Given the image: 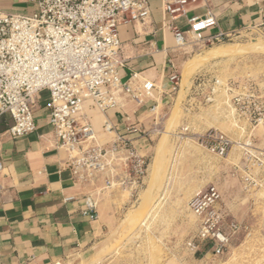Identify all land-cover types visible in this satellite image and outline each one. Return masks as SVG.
<instances>
[{
	"label": "built area",
	"instance_id": "2783aa9c",
	"mask_svg": "<svg viewBox=\"0 0 264 264\" xmlns=\"http://www.w3.org/2000/svg\"><path fill=\"white\" fill-rule=\"evenodd\" d=\"M199 1L162 0L163 11L169 18L167 27L179 47L186 44V33L206 45H217L231 38L224 31L206 35L218 27V22L210 11L204 16L189 15V7ZM25 3L28 9L21 12L0 7V116L12 118L10 136L24 137L36 130V97L47 91L50 125L58 146L68 154L67 166L74 182L90 184L104 176L106 186L114 187L111 176L120 169L127 178L118 184L134 197L144 186L149 169L147 153L138 147L136 140H142L149 149L153 142L151 132L132 126L127 128V135L117 134L109 145L98 143L85 107L89 104L107 112L118 107L120 93L128 95L137 105L151 96L153 82L136 74L127 82L121 80L120 71L125 63L119 37L122 23L146 22L151 13L150 0H25ZM182 18L187 32L173 23ZM171 80L177 81L178 75ZM227 89L232 93L231 102L238 114L251 125L264 126V99L256 84L250 80L227 82ZM103 127L108 132L115 130L108 119ZM183 130L190 131L189 127ZM132 134L136 137H130ZM191 134L188 138L221 158L227 157L234 146L240 147L246 162L235 166L233 176H240L245 185L258 184L252 169L263 167V152L254 147L250 136L251 143L235 142L217 129ZM222 199L219 188L210 184L188 203L198 219L197 239L214 256H223L231 239L247 230L223 212ZM82 213L97 219V203L86 198ZM189 246L198 249L195 243Z\"/></svg>",
	"mask_w": 264,
	"mask_h": 264
},
{
	"label": "crops",
	"instance_id": "0c3cea01",
	"mask_svg": "<svg viewBox=\"0 0 264 264\" xmlns=\"http://www.w3.org/2000/svg\"><path fill=\"white\" fill-rule=\"evenodd\" d=\"M11 1L25 4V0ZM150 5L151 13L145 23L119 26L125 63L120 78L127 82L136 74L142 80L153 82L155 88L141 105L124 93L118 96V107L107 112L87 104L85 112L98 143L109 145L117 134L127 135V128L132 126L150 131L152 138L158 136L163 130L165 115L174 109L180 91L188 89L190 96L198 80L209 74L217 62L229 60L226 55L211 57L210 49L240 45L264 36V0H201L190 6L189 15L204 16L209 11L215 15L218 27L207 31V36L218 31L230 34L227 43L211 47L194 43L190 33L185 34L186 44L179 47L167 27L169 18L163 11L162 0H150ZM173 23L188 31L185 19ZM175 74L178 80L172 81ZM49 101L47 91L37 95L34 108L37 128L24 137H11L12 118L6 114L0 116V264H76L90 251L104 248L111 234L117 231L127 202V191L118 184L127 178L124 170L116 169L112 174L114 187L106 186L104 176L90 184L74 182L67 166L68 154L58 146L50 125ZM106 119L114 131H105ZM244 124L247 123L236 114L222 119H195L192 127H187L203 131L217 129L233 140L241 139V132H248ZM252 127V132L255 130L260 135L258 145L264 154V131L258 126ZM136 144L148 154L149 149L142 140L137 139ZM236 155L233 151L223 158V168L228 173L224 177L227 183L223 192L230 220L239 221L246 214L244 199L226 186L240 184V176H233L238 165ZM68 198L73 200L67 202ZM86 198L97 203V219L83 215Z\"/></svg>",
	"mask_w": 264,
	"mask_h": 264
},
{
	"label": "rangeland",
	"instance_id": "374dc122",
	"mask_svg": "<svg viewBox=\"0 0 264 264\" xmlns=\"http://www.w3.org/2000/svg\"><path fill=\"white\" fill-rule=\"evenodd\" d=\"M25 4L0 1L2 9H11L12 12L25 10ZM192 41L201 44L193 38ZM224 43L227 41L217 45ZM228 46L229 53L225 57L229 60L217 62L209 74L198 80L190 96L188 89L181 90L174 109L165 115L163 130L153 138L147 154L149 169L144 186L134 197L129 192L125 193L127 202L122 208L117 231L111 234L103 249L90 251L76 264H264L263 167L252 169L257 185H245L241 180L239 186L226 185L244 199L246 214L238 222L247 230L231 239L223 256H214L210 248L197 239L198 219L188 205L192 197L214 184L223 197L221 208L228 215L223 192L228 173L224 171L223 158L188 138L191 133L203 130L189 128L190 131L184 133L183 129L192 127L195 119H222L238 114L232 105V93L227 89V82L253 81L264 99V36ZM212 49L209 55L214 51ZM211 57L215 56L211 54ZM244 121L249 126H242L248 127V132H241V139L233 141L246 142L250 136L254 147L263 152L258 145L260 135L251 130L255 125ZM258 128L264 131V126ZM248 143L251 142L248 140ZM160 144L165 146L164 153H158ZM233 151L237 152L235 161L238 165L246 162L240 147L234 146L230 153ZM158 155L161 159L154 169L152 163ZM189 243H195L198 249Z\"/></svg>",
	"mask_w": 264,
	"mask_h": 264
},
{
	"label": "bare ground",
	"instance_id": "6f19581e",
	"mask_svg": "<svg viewBox=\"0 0 264 264\" xmlns=\"http://www.w3.org/2000/svg\"><path fill=\"white\" fill-rule=\"evenodd\" d=\"M229 46H226V47H222V46H219V47H217L216 49H212V50H214L213 52H210L213 56H218L219 57V55H225V54H227V53H229V51H228V48ZM210 54V55H211ZM197 59V58H196ZM167 143V142H166ZM166 143H165V145H166ZM161 145V144H160ZM159 146V145H158ZM163 146H164V144H162L161 146H159V151H158V153H160V151H162V150H164V148H165V146H164V148H163ZM167 149V148H166ZM168 151V150H167ZM163 152V151H162ZM164 153V152H163ZM162 153V154H163ZM160 159H161V157L158 155L157 157H156V159H155V161H154V163H152V168H156L158 165H159V162H160ZM162 159H164V158H162ZM165 161V160H164ZM161 164V163H160ZM162 168V167H161ZM160 169V168H159ZM155 172V171H154ZM160 173H161V171H160ZM150 174V173H149ZM157 175V174H156ZM158 183V182H157ZM154 184V183H153ZM155 185V184H154ZM156 186V185H155ZM150 195H152V194H150ZM58 264H61V263H58Z\"/></svg>",
	"mask_w": 264,
	"mask_h": 264
}]
</instances>
